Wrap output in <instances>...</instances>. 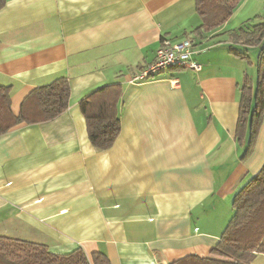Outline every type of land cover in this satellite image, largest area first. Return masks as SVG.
Wrapping results in <instances>:
<instances>
[{
    "label": "crops",
    "instance_id": "0c3cea01",
    "mask_svg": "<svg viewBox=\"0 0 264 264\" xmlns=\"http://www.w3.org/2000/svg\"><path fill=\"white\" fill-rule=\"evenodd\" d=\"M236 12L205 29L196 0H8L0 84L11 87L12 112L60 78L71 95L55 119L0 135V236L58 254L101 252L111 264L209 256L234 195L264 165V120L245 158L249 133L237 137L242 82L255 75L230 51L242 28L230 27ZM186 38L195 39L201 71L130 82L155 61L162 39ZM111 84L121 86V133L97 150L80 102ZM249 264H264V254Z\"/></svg>",
    "mask_w": 264,
    "mask_h": 264
},
{
    "label": "trees",
    "instance_id": "16d2710c",
    "mask_svg": "<svg viewBox=\"0 0 264 264\" xmlns=\"http://www.w3.org/2000/svg\"><path fill=\"white\" fill-rule=\"evenodd\" d=\"M8 0H0V10ZM241 0H196L197 11L203 19L201 28L214 29L233 16ZM237 43L249 47L260 45L256 68L257 85L246 78L241 87V110L237 137L242 140L246 130L249 141L243 158L256 142L264 120V23L250 31L240 29ZM236 56L246 55L230 48ZM244 54V55H243ZM70 83L66 78L36 88L24 100L16 116L11 110V87L0 84V135L15 125L53 120L69 107ZM120 84L103 86L80 102L85 116L89 141L97 150L111 148L121 133L119 100ZM234 213L218 245L206 257L187 256L170 264H249L257 253L264 254V165L233 197ZM0 264H111L109 258L95 252L91 258L82 248L69 254L52 252L45 244L0 236Z\"/></svg>",
    "mask_w": 264,
    "mask_h": 264
},
{
    "label": "built area",
    "instance_id": "2783aa9c",
    "mask_svg": "<svg viewBox=\"0 0 264 264\" xmlns=\"http://www.w3.org/2000/svg\"><path fill=\"white\" fill-rule=\"evenodd\" d=\"M194 46V38H186L175 42L170 39H162L156 52L155 61L141 69L130 79V82L150 81L169 69L189 68L197 72L201 71L202 65L192 59Z\"/></svg>",
    "mask_w": 264,
    "mask_h": 264
},
{
    "label": "rangeland",
    "instance_id": "374dc122",
    "mask_svg": "<svg viewBox=\"0 0 264 264\" xmlns=\"http://www.w3.org/2000/svg\"><path fill=\"white\" fill-rule=\"evenodd\" d=\"M264 23V0H241L240 4L237 7L236 15L234 16L233 20L230 23V27H240L242 25V29L245 31H251L253 27L257 24ZM240 32V30H239ZM236 38V37H235ZM235 38L233 39V44L231 45L236 49V51H240L246 55V57H242L241 55L237 56L240 62H245L243 65L240 66L244 67V70L249 73V75H255V79L253 84L257 85L258 79V72L256 68V64H253L256 60L259 52H260V45H250L247 51H243L245 46L239 44H235ZM243 54V55H244ZM234 55V54H233ZM251 79V78H250ZM243 85L247 83L246 79L243 80Z\"/></svg>",
    "mask_w": 264,
    "mask_h": 264
}]
</instances>
